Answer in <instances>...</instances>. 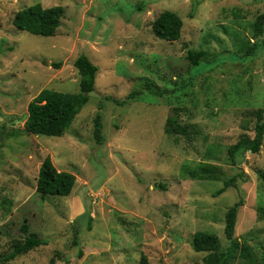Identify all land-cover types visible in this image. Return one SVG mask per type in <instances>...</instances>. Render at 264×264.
Listing matches in <instances>:
<instances>
[{"label":"rangeland","instance_id":"rangeland-1","mask_svg":"<svg viewBox=\"0 0 264 264\" xmlns=\"http://www.w3.org/2000/svg\"><path fill=\"white\" fill-rule=\"evenodd\" d=\"M36 3L64 9L54 36L12 25ZM165 10L183 22L175 42L151 31ZM261 13L264 0H0V264H48L55 253L64 257L56 264H138L142 254L150 264H209L192 236L211 232L225 245L224 215L240 197L235 236L264 264V140L236 164L228 157L254 136V113L264 110V31L254 37ZM189 50L208 55L194 67ZM79 55L98 68L88 102L63 136L27 134V106L42 90L79 93ZM173 115L187 135L165 134ZM47 157L75 176L69 196L36 192ZM202 164L222 178L241 173L238 188L215 196L222 182L190 177ZM86 211L90 223L78 219ZM23 224L47 245L2 263L27 235Z\"/></svg>","mask_w":264,"mask_h":264},{"label":"trees","instance_id":"trees-1","mask_svg":"<svg viewBox=\"0 0 264 264\" xmlns=\"http://www.w3.org/2000/svg\"><path fill=\"white\" fill-rule=\"evenodd\" d=\"M141 10V6H138ZM64 9L60 6L44 8L40 3H36L24 10L17 12L12 20L14 28L28 32L35 36L52 37L56 34L61 25ZM183 22L181 18L172 11L161 12L152 22V34L161 40L175 42L180 39ZM254 37H260L264 31V13L257 16L254 22ZM205 51H188L190 64L198 66L207 57ZM44 64H46L43 61ZM52 67L59 69L61 63H52ZM73 66L79 75V93L70 94L55 90L45 89L36 95L27 106V118L24 122V130L27 134L44 136H63L70 128L73 120L89 100V94L93 92L98 68L85 55H79L73 62ZM137 93H132V99ZM122 101L120 104L125 105ZM254 136H242L234 145L228 148V157L232 164H236L237 157L245 152L258 153L264 140V110L255 111ZM93 136L98 144L103 143L101 117L97 115L93 123ZM164 132L170 136H182L188 134V128L179 124L175 115L166 119ZM11 137L15 134L10 135ZM216 168L202 164L199 169L191 172L190 177L198 181L222 182V188L216 191L215 196L222 194L227 188H238V180L243 177L241 173L230 178H222V173ZM76 178L68 172L58 171L50 157L45 158L38 170L36 179V192L44 199L47 196H69ZM244 205L243 197H240L224 215V237L226 244L222 245L217 235L211 232L198 231L193 234L191 248L195 252L210 254L207 260L209 264H233L237 259L244 263L256 264L255 252L246 242L235 236V227L240 208ZM88 218L91 221L90 211H86L81 218ZM91 229V225H88ZM21 232L27 234L23 240L12 242L10 251L1 256L2 263L14 260L19 255L40 246H46L47 242L35 233H28L26 224L21 226ZM73 246H78L77 232ZM81 251L79 256H81ZM64 257L60 253H55L48 264H56ZM263 261V260H262ZM67 264V261H65ZM138 264H150L146 255L142 254Z\"/></svg>","mask_w":264,"mask_h":264}]
</instances>
